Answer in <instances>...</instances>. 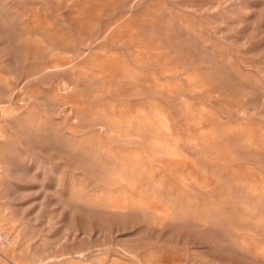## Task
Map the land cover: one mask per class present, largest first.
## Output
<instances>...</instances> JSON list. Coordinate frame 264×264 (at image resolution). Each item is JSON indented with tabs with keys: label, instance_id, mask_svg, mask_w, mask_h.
I'll use <instances>...</instances> for the list:
<instances>
[{
	"label": "rangeland",
	"instance_id": "obj_1",
	"mask_svg": "<svg viewBox=\"0 0 264 264\" xmlns=\"http://www.w3.org/2000/svg\"><path fill=\"white\" fill-rule=\"evenodd\" d=\"M76 59L88 68L92 60L106 63L136 81L108 87L82 77L65 93L71 78L37 73L44 64ZM0 86V104L24 108L13 119L49 137L22 141L0 118L12 150L22 155L15 159L23 158L30 172L11 178L26 188L21 192L0 176V222L5 214L17 220L24 246L18 260L2 262L264 264V224H252L254 212L246 206L264 205V157L248 155L245 147L248 142L264 151V0H0ZM84 111L98 119L150 116L168 124L181 175L168 177L150 163L156 175L141 180L150 183L147 199L178 218L208 217L213 227L173 222L160 229L138 212L91 209L89 202L116 197L105 190L109 180L98 164L60 150L75 140L77 153L104 151L106 138L96 128L74 123ZM7 152L0 140L1 162ZM136 171L143 172L140 166ZM157 179L166 187L154 198ZM221 189L239 198L238 205L220 201ZM238 242L257 257L242 253Z\"/></svg>",
	"mask_w": 264,
	"mask_h": 264
},
{
	"label": "bare ground",
	"instance_id": "obj_2",
	"mask_svg": "<svg viewBox=\"0 0 264 264\" xmlns=\"http://www.w3.org/2000/svg\"><path fill=\"white\" fill-rule=\"evenodd\" d=\"M12 12H14V11L12 10ZM6 28H8V26ZM131 28L133 29L132 26H131ZM63 30H65V29H63ZM44 40H46V39L44 38ZM5 42H7V41H5ZM31 42H32V40H31ZM40 42H41V40H40ZM38 43H39V41H38ZM190 43L193 45H196V43L192 40H190ZM4 46H7V44H5ZM8 47H9V45H8ZM47 47H50V46H47ZM54 50H55V48H54ZM45 52H46V49H45ZM122 54H123V52H122ZM122 54H121V56H122ZM60 56H61V54H60ZM67 56H68V54H67ZM52 58H55V57H52ZM121 59H122V57H121ZM208 60L210 62H214L211 59H208ZM78 61L79 60H77V61L72 60L70 62L68 61V62H58V63H53V64L52 63L51 64H44L37 69V73L38 74H56L57 76L59 75L62 78H63V76H67V77L71 78V82H72L71 84L65 82L66 83L65 93H68L72 89V86H74V85L76 86V83H78L82 77L90 78L91 80H93L95 82H99L100 84H102L104 86H108V87L114 86V85H120L123 82H134V81H136V79L133 76L125 73L124 70H120L119 68L107 66L106 63L105 64L104 63L103 64H97L95 60H92V62L90 63L91 65L89 66L90 68H88L89 64L88 65H81L78 63ZM80 62H81V60H80ZM83 68H85V70ZM24 69H25V67H24ZM2 70H3V68H2ZM229 74H231V73H229ZM50 92H51V90H50ZM133 92H135V91H133ZM143 92H145V91H143ZM19 93H20V90H19ZM21 93H23V92H21ZM6 94H8V93L6 92ZM78 95H79V93H78ZM20 97H21V94H20ZM18 99H19V101L21 100L20 98H18ZM2 100H3V98H2ZM10 101H12V100H10ZM197 102H199V100ZM13 104L12 103H9L8 105L0 104V118L2 117L3 119H5L9 122V124L11 125V128L14 129L16 134H17L16 137L22 141H26V140L30 141L32 139H36L38 141L41 140V141L48 142L49 137H48L47 133H45L39 129L30 130L29 128H23L20 124L17 123V121L15 119H13L15 113H19V110L17 111V109H20L19 107L21 106L20 105L18 108H16ZM22 105H23V103H22ZM157 107H158V105H157ZM21 108H22V106H21ZM22 109H24V108H22ZM142 109H144V108H142ZM21 111H23V110H21ZM21 111H20V113H21ZM84 112H85V114L83 112H78L79 115H77L76 117L73 118L74 123H77L78 125L80 124V126L83 125L82 127H84V129L89 128V127L96 128L98 130V134L101 136H104L106 138L105 143H104L105 145L103 146L104 151L103 150L97 151L94 155H89L86 153H77L79 150L77 148V145L74 143L75 140L68 141L65 148H62V149L60 148V150H63V152H67L69 155L73 156V158L77 159L78 161L90 162L93 165L98 164L96 166H99V170L102 171L104 173V175L107 177V179L109 180L107 182L108 187L105 190L110 195L116 194L115 195L116 197L114 198V200L110 199L109 201L107 200V201H103V202H100V201L89 202L87 205L91 209L98 210V211H104V212H108V213H113V214H119V215L130 214L131 212H133V213L138 212L141 215H143V217H147L149 219L148 222L151 226H154V227H157L160 229L162 227H164L166 224L173 223V222H181V223L182 222H188V223L194 224V226H196L200 229H210L213 227V225H212V223L208 217H200V216H196V215H190L191 216V218H190V216L188 214H184L183 216L178 218L174 214L170 213L169 211H165L164 209H159V203L156 202L157 201L156 199H155L156 201H154V200L151 201V200L147 199L150 183L148 181H145L142 183L141 180L143 179V177L145 175H148V176H155L156 175V171L153 170L152 167H150L151 166V165H149L150 163L158 164V166L161 168L160 171H163V173L168 177L177 178L181 175V167L180 166L182 164V157H181V154L178 151V149L175 147V145L171 144L172 136H170V132H169L170 126H168V124L165 125V124H163L162 121L158 122L157 120L151 119L150 116L149 117L146 116L145 120H141L140 118H135V117H131V116H122V115H115V116L108 117V118H99L98 119V117H93V115L88 116L86 111H84ZM238 112H239V110H238ZM191 113H193V112H191ZM199 118L203 119L204 117L199 116ZM213 123H214V121H213ZM9 134L10 133L7 129L0 128V140L4 141L5 151H9V153L7 152V154H3L4 160L2 162L0 161V176L5 177V180H6L5 184L7 186H11L16 191L21 192V191L25 190L26 188L24 189V187H22L19 183L17 184V183H14L13 181H11V178H18V177L20 178V177H23L24 175L28 176L30 174V172H29V169L27 168L26 164L23 162V160H22L23 158L20 159L19 161L17 159H15V156L17 158V157H22V155L20 153H17V151L15 152L14 149L12 150V147H11L12 146V139L10 138ZM246 141H248V140H246ZM40 144H42V143H40ZM245 147L248 149V153H247L248 155L256 156V157H264V151L261 150V148L258 147L257 145L245 142ZM1 148H3V146ZM138 149L140 151H142L143 153H145V155L141 156L139 153H137L136 151H138ZM118 154H121V158L118 157ZM80 165H81V163H80ZM137 166H140L142 168L143 172L136 171ZM153 166H154V164H153ZM32 178H35V176H32ZM40 183H41V189L44 190L45 193L49 192L51 187L47 184L46 179L45 178L41 179ZM154 186H155L154 192L156 191V189H163L164 187H166L165 182L162 181L161 179H157V181L154 183ZM200 189L206 190V188H200ZM218 192H220V194H218V199L220 201H223L226 204H230V205H234V206L238 205V201H239L238 199L239 198L231 196L230 192H223V189H221ZM153 195H154V198H156V192ZM101 198H102V196H101ZM170 201H174V200L170 199ZM181 204H184V202ZM246 206L251 208L254 212V216H252V224H255L258 226L264 224V205H263V207H261V206L256 205L254 202H251V203L247 202ZM9 208H10V205H9ZM218 211H219V209H218ZM44 212H46V211H44ZM189 212H191V211L189 210ZM5 215L7 217V218H4L5 222L4 221L0 222V228L2 227V229H0V231L4 232L3 233L4 235L0 234V257H1L0 258V264H6V262H2L3 261V260H1L2 258H5L6 260H10V259L18 260V257H16V253L18 250H21L24 247L20 243L21 237H22V232H23L22 225L17 226V220L10 218V216H8V214H5ZM19 218H20V216H19ZM71 218H73L72 215H71ZM245 225H243L242 227H244ZM255 229H257V228H255ZM77 232H79V231H77ZM85 234H87V233H85ZM31 235H33V234H31ZM89 237H90V235H89ZM246 242H248V241H246ZM230 244H232V242ZM239 244L240 243L238 242L237 245H238L239 249L242 251V253H244L247 256L257 257V255L254 254L252 251H250V250L246 251L247 247H245L244 244L243 245L241 244L242 246ZM229 261H230V259H229ZM43 262H44V260L42 261V260H39L38 258H35V262H33L32 264H42ZM165 264H174V263H165Z\"/></svg>",
	"mask_w": 264,
	"mask_h": 264
}]
</instances>
